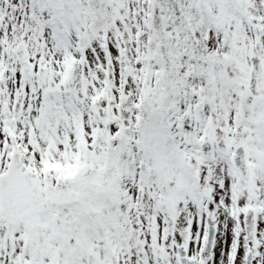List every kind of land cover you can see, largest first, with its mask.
<instances>
[{"label": "snow or ice", "instance_id": "1", "mask_svg": "<svg viewBox=\"0 0 264 264\" xmlns=\"http://www.w3.org/2000/svg\"><path fill=\"white\" fill-rule=\"evenodd\" d=\"M0 264H264V0H0Z\"/></svg>", "mask_w": 264, "mask_h": 264}]
</instances>
